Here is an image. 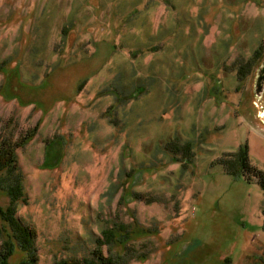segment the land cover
<instances>
[{
    "label": "rangeland",
    "instance_id": "rangeland-1",
    "mask_svg": "<svg viewBox=\"0 0 264 264\" xmlns=\"http://www.w3.org/2000/svg\"><path fill=\"white\" fill-rule=\"evenodd\" d=\"M263 61L264 0H0V142L38 126L15 149L37 264L133 223L103 256L263 264L264 190L220 162L245 145L264 173Z\"/></svg>",
    "mask_w": 264,
    "mask_h": 264
},
{
    "label": "trees",
    "instance_id": "trees-1",
    "mask_svg": "<svg viewBox=\"0 0 264 264\" xmlns=\"http://www.w3.org/2000/svg\"><path fill=\"white\" fill-rule=\"evenodd\" d=\"M242 73L243 70L239 67L238 74ZM37 127L35 125L32 129L26 131L16 141H10L8 138H5L6 141L0 142V191H3L9 199L7 207L3 210L0 209L1 223L8 227L5 238L0 241V264H8L5 262L8 258L13 257L15 250L24 256L16 264H37L36 252L31 248L33 236L29 229L15 218L16 204L19 200L26 201L21 186V174L19 173L15 149L24 147L35 135ZM189 147L190 145L186 144L183 148L189 151ZM185 160H189L188 157H183L182 161ZM220 162L227 173L233 176L251 175L252 177H257L261 188L264 190V173L256 170L249 164L247 160V147L245 145L239 146L235 153L227 154V157L220 159ZM3 172H7L11 178L8 183H5V180L9 177L1 176ZM133 199L137 200L135 196H133ZM139 200L141 199L139 198ZM135 225L136 223H133V225L114 224L112 227L102 231V240L98 239L96 241L97 248L92 252L90 257L63 259L55 262V264H124L122 262L123 257L127 253L125 247L129 241H134L131 234L132 227ZM116 245L125 248L123 256L118 255L116 251L113 252L114 257H112V254L111 256H103L100 251L102 246H106L109 253L111 247H116ZM138 259L141 261V259L145 258L138 256Z\"/></svg>",
    "mask_w": 264,
    "mask_h": 264
},
{
    "label": "water",
    "instance_id": "water-1",
    "mask_svg": "<svg viewBox=\"0 0 264 264\" xmlns=\"http://www.w3.org/2000/svg\"><path fill=\"white\" fill-rule=\"evenodd\" d=\"M264 90V61L261 63L257 70L256 81H255V95L260 97Z\"/></svg>",
    "mask_w": 264,
    "mask_h": 264
}]
</instances>
